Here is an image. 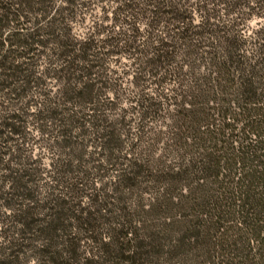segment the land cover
I'll use <instances>...</instances> for the list:
<instances>
[{
    "label": "trees",
    "instance_id": "1",
    "mask_svg": "<svg viewBox=\"0 0 264 264\" xmlns=\"http://www.w3.org/2000/svg\"><path fill=\"white\" fill-rule=\"evenodd\" d=\"M254 16L264 0H0L7 245H47L37 264H264Z\"/></svg>",
    "mask_w": 264,
    "mask_h": 264
},
{
    "label": "rangeland",
    "instance_id": "2",
    "mask_svg": "<svg viewBox=\"0 0 264 264\" xmlns=\"http://www.w3.org/2000/svg\"><path fill=\"white\" fill-rule=\"evenodd\" d=\"M98 13V9H95V11L93 12V14ZM222 17V16H221ZM222 20H224V17L221 18ZM201 20V17L199 14L195 15V23H199V21ZM89 23V18L86 19L85 23H83L82 25H77L76 26V31L78 32H82L84 30V28L88 25ZM264 23V16L263 17H258V16H254L251 19H249L248 23H247V27L245 29V34L246 35H250L252 34V32L257 29L260 24ZM249 48V47H248ZM128 63H131V59H128L126 57H124L121 62L116 66V68H118V72H120L122 69L127 70V66L124 65H128ZM131 74H127L126 78L128 80L131 79ZM167 89H165V91H170V88L172 87V85L166 86ZM129 90H131L130 85L127 84L126 86V92H128ZM147 91L152 94L154 93V88L150 87L147 89ZM130 103L128 102H122V107L126 108L129 107ZM131 119H134V117H131ZM164 124H159L160 121H153L151 122L153 124L154 127H156L157 129L162 127L164 128L166 121L162 120ZM134 122V120H133ZM132 122V123H133ZM149 123V124H151ZM33 134L35 135V131H33ZM33 155H37V156H41V160L43 162V164L45 166L48 165V163H50L51 161V156L52 154L46 150H43L39 147L35 148L33 150ZM110 180V177H109ZM100 186V182H97L95 184L96 188H99ZM5 189H7V186H4ZM107 189H109V186L106 187ZM145 198H149V194H145ZM148 201V200H146ZM131 206H133L132 204H134V202H132L131 200L129 201V203ZM7 208L3 207L0 203V259H5L6 262L11 261L12 259L14 261H12V264H37L40 258L39 255V249L42 246L47 247V245H20V253H19V247L20 246H16V245H7ZM15 235V234H14ZM13 235V236H14ZM16 236V235H15ZM105 236V235H104ZM97 249V245H91L90 243H87L86 245H79V253L81 255V257L83 256H88V251L92 254L95 253ZM18 250V252H17ZM13 251V255H9L10 252ZM15 255L16 258H13Z\"/></svg>",
    "mask_w": 264,
    "mask_h": 264
}]
</instances>
